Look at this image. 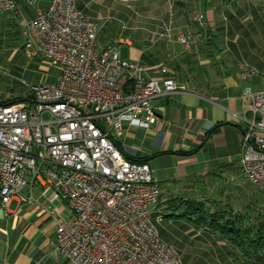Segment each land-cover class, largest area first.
<instances>
[{"label":"built area","instance_id":"1","mask_svg":"<svg viewBox=\"0 0 264 264\" xmlns=\"http://www.w3.org/2000/svg\"><path fill=\"white\" fill-rule=\"evenodd\" d=\"M16 6L17 0H0L2 12ZM192 20L198 30L177 38L186 50L206 31L201 8ZM23 33L26 55L44 59L54 82L0 100V205L16 200L43 208L54 219L55 250L72 264H183L158 233L161 191L149 164L127 158L117 139L124 125L151 128L159 120L153 101L185 87L147 76L148 67L123 59L118 45L98 49L97 24L76 0H48ZM243 100L249 116L242 117L241 174L264 194V90ZM34 188L49 202L65 203L69 214L42 206Z\"/></svg>","mask_w":264,"mask_h":264},{"label":"crops","instance_id":"2","mask_svg":"<svg viewBox=\"0 0 264 264\" xmlns=\"http://www.w3.org/2000/svg\"><path fill=\"white\" fill-rule=\"evenodd\" d=\"M47 3L17 0L15 9L0 11V55H26L25 22ZM76 5L97 24L98 49L125 44L130 51L123 59L140 60L147 76L170 77L185 87L153 101L159 120L151 128L124 125L117 139L129 158L149 164L161 191L155 214L159 225L184 242L189 255L182 256L183 264H249L236 245L195 222L185 201L241 211L234 203L242 199L236 181L242 176V117L249 116L243 96L264 90V0H76ZM197 8L205 14L206 31L186 50L178 34L198 30L191 19ZM109 17L122 24L125 36L99 42ZM136 25L142 33L135 42L130 35ZM241 65L256 73L244 75ZM159 66L168 73H159ZM32 194L42 206L69 214L65 203L49 202L36 188ZM158 233L173 244L164 231ZM54 242V219L38 204L0 205V264H72Z\"/></svg>","mask_w":264,"mask_h":264},{"label":"rangeland","instance_id":"3","mask_svg":"<svg viewBox=\"0 0 264 264\" xmlns=\"http://www.w3.org/2000/svg\"><path fill=\"white\" fill-rule=\"evenodd\" d=\"M93 6L96 5L93 4ZM194 12L191 15V19ZM98 24H101V22H98ZM108 25V29L101 30V33L99 34V42L114 40L118 35V39L125 36L124 32L126 29L122 27L121 23H117L116 20L110 19L109 17ZM131 29L132 33L130 35V40H135L136 42L138 35L142 33V29H139L138 25L132 26ZM117 44L122 57L128 58L130 48L125 44ZM54 74L55 72L52 68L48 67L44 59L29 55H0V100L7 102L18 96L24 97L29 86L41 82H46L48 84L53 83ZM236 182L241 188L242 196L240 203H237V201L234 203L236 209L239 208L243 211L247 204H252V206L249 205L251 206V209L255 206L260 207V209L264 208V194L255 190L243 176L239 177ZM258 197H261V199L259 202H255L254 199ZM250 212L252 214L254 211L252 210ZM156 227L157 230L165 232L166 240L167 238L169 239V237L173 239V244L170 243V245L175 248L181 259L182 256L189 255L188 252L183 251V245H180L181 239L176 237L173 232H170L168 226L166 227L164 224L159 225L158 220L156 221ZM181 242L184 243L183 241Z\"/></svg>","mask_w":264,"mask_h":264},{"label":"trees","instance_id":"4","mask_svg":"<svg viewBox=\"0 0 264 264\" xmlns=\"http://www.w3.org/2000/svg\"><path fill=\"white\" fill-rule=\"evenodd\" d=\"M20 98L15 99V101ZM127 158H129L127 156ZM134 162H145L134 160ZM261 197L255 198L259 202ZM187 209L197 217L200 225L215 230L222 238L229 240L237 246V254L243 257L249 264H264V208L247 204L242 211H234L229 205L206 206L201 201H185ZM214 202V201H213ZM215 203V202H214ZM251 205V206H249ZM254 211L251 212L250 211Z\"/></svg>","mask_w":264,"mask_h":264}]
</instances>
